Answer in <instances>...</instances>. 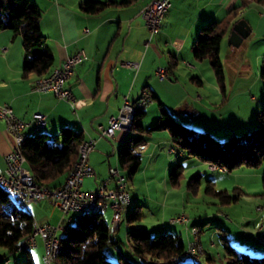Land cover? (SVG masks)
Instances as JSON below:
<instances>
[{
  "label": "crops",
  "instance_id": "0c3cea01",
  "mask_svg": "<svg viewBox=\"0 0 264 264\" xmlns=\"http://www.w3.org/2000/svg\"><path fill=\"white\" fill-rule=\"evenodd\" d=\"M29 1L35 3L41 11L40 30L45 38L42 47L53 56L50 70L60 66L66 57L78 50L86 55V59L75 66L68 80L74 103L59 99L51 92H38L32 89L34 80L42 75L23 73L22 61L25 50L21 43V36L12 29H4L0 31V105L8 104L15 116L27 123L23 132L28 137L37 132H45L53 136L58 134L62 127H71L82 131L84 139L92 137L97 140L95 148L88 154V162L94 170V175L83 179L82 188L84 190L97 188L108 178V168L118 165L117 153L129 135V129H118L112 138H105L99 136L97 126H106L109 117L118 113L123 96L127 95L128 99L133 101L142 90L147 89L153 95L151 105L158 99L164 108L180 121H182L180 116H174L175 110L182 112L179 115H183V112L190 114L198 112L195 108L198 96L188 92L186 88V84L200 82L198 66L195 64V68L188 67L187 62L193 63L189 59L192 58L193 43L202 25L223 19L232 8L248 1L245 7L238 10L224 37H228L233 24L238 20H244L249 26L248 34L238 45L254 33L257 26H260V30L264 29V2L170 0V7L160 23V30L146 46L145 42L149 38V33L144 24L142 12L153 0H126L128 2L124 5H109L94 14L86 13L80 8L84 0ZM97 1L121 2L124 0ZM231 46L234 45L231 44ZM160 47L166 48V52L162 54ZM155 58L157 62L154 61ZM128 60L140 62L137 71L122 65ZM159 66L167 68L168 75H172L180 66L183 68V71H177V74L184 81L182 84L185 91L171 106L165 104L164 92L155 82V78L157 79L155 70ZM178 83L179 80L174 78L173 81L166 82V85L174 86ZM35 113L45 115L43 127H37L33 118ZM12 146L13 139L6 130L4 121L0 119V170L5 168L4 156L12 149ZM150 146V141H145L139 147L140 151L151 153L147 163L152 161L154 148H156L153 145L151 149L153 152H148ZM169 165L166 164V169ZM112 186L113 183L109 182L108 187ZM41 201L31 203L33 206L28 210L32 216L36 215L33 216L37 217L36 222L40 224L58 223L59 209L49 199ZM111 215L110 208L102 213L109 228ZM257 217L260 222H257L250 231L252 239L241 241L246 243L245 248L241 250L261 256L264 255V247H255L254 234L259 224L264 223V217L260 215ZM167 226H162L165 231H168ZM121 229L122 227L119 226L116 232L110 230V246L120 249L116 245L117 242L127 241V228ZM117 232V237L113 236ZM190 235L186 242L191 238ZM224 239L227 242L234 241L233 238L226 239V236ZM204 250L203 264H212L214 255L209 253L206 247ZM30 252L32 258L36 256L39 264H42L43 246L40 238L39 242L37 240L36 247ZM216 256L219 257L220 254L217 253Z\"/></svg>",
  "mask_w": 264,
  "mask_h": 264
},
{
  "label": "trees",
  "instance_id": "16d2710c",
  "mask_svg": "<svg viewBox=\"0 0 264 264\" xmlns=\"http://www.w3.org/2000/svg\"><path fill=\"white\" fill-rule=\"evenodd\" d=\"M249 1L264 2V0ZM127 2L126 0L121 2L84 0L80 8L86 13L94 14L106 6H121ZM247 3L248 1L232 8L221 20L202 25L193 43V57L197 60L209 58L214 75L222 89H224V75L219 57L221 40L228 32L238 10L245 7ZM40 19V9L29 0H0V31L12 29L20 34L25 50L22 61L24 74L35 73L39 76L50 72L53 56L42 47L45 38L40 30ZM260 77L264 88V60ZM156 101L159 110L156 123L144 129L141 124L145 114L144 109H136L129 127V135L117 153V166L126 171L129 177L138 171L141 164V153L138 149L145 140L140 134L151 130L167 131L170 141L180 151L181 159L195 157L215 165V170L233 171L241 166L256 167L264 162V100L262 109L257 112L258 126L251 132L233 136L224 141L215 139L207 131H196L184 125L176 120L158 99ZM83 140L82 131L71 127H62L59 133L53 136L45 132L27 136L22 143L21 152L35 183L49 190L62 185L69 169L77 159L78 147ZM181 159L176 160L169 170V182L173 186L179 185L183 174ZM200 176V174L194 175L188 186H191V181L194 180L199 184ZM262 185L264 187V174ZM213 189L210 182L205 191L220 196L222 203L234 202L242 193L237 188H234L237 193L233 195L228 194L227 190L217 192ZM141 216L142 212L134 208L130 212L127 211L124 219L126 224H130ZM34 221L28 209L18 206L13 195L0 186V247L8 252L19 251L17 247L33 231ZM71 221L65 222L66 225L63 223L62 233L58 236L59 251L53 264H133L122 257L120 262L115 263L107 256L106 249L111 245L110 228L102 214L81 213ZM189 240L186 242L179 235H173L169 231L150 236L146 229L127 230V242L131 252L146 264L176 263L183 257L193 259L186 264H203L205 250L200 237L202 254L199 259L187 253ZM30 251L31 249L23 250L26 253L24 264H35ZM116 251L121 253V249L118 251L116 248ZM223 254L225 264H264V255L253 256L245 250L230 245L224 238Z\"/></svg>",
  "mask_w": 264,
  "mask_h": 264
},
{
  "label": "rangeland",
  "instance_id": "374dc122",
  "mask_svg": "<svg viewBox=\"0 0 264 264\" xmlns=\"http://www.w3.org/2000/svg\"><path fill=\"white\" fill-rule=\"evenodd\" d=\"M259 27L257 26L256 31L236 47L229 44L230 34L228 37L222 38L219 57L223 68L224 89L221 88L214 75L209 58L197 60L192 53V58L189 61L194 64L190 63V65L188 62L187 64L188 67L198 66L200 82L186 84V88L188 92L198 96L197 107H195L198 112L193 114L183 112V115H179L182 112L175 110L174 116H180L184 125L196 131H207L210 136L219 141L251 132L258 126L257 112L262 109L264 100V88L260 77L264 60V29L260 30ZM160 48L162 54L166 52V48ZM154 61L157 62V58ZM179 68L181 69L179 70ZM177 71H183V68L178 67L172 75H168L164 79L157 77V80L155 78L156 85L164 92L163 100L167 106L177 102L176 99L185 91L182 84L184 81L179 77ZM174 78L179 80L177 85H166V82L169 83ZM151 86L153 85L151 84ZM158 114V104L155 100L152 105L150 103L146 107L141 120L143 128L152 127L157 121ZM50 135L52 136V134ZM140 135L145 141L151 143L148 152H153L151 151L153 145L156 148H154V157L150 163L147 162L151 153L148 154L138 149L141 153V164L138 171L132 176L129 177L127 172L122 170L128 176V192L131 197V204L127 207V211L130 212L135 208L142 212V216L130 224H126L125 220H122L121 230L126 228L134 230L137 227L149 228V234L153 236L156 233L164 232L162 226L168 225L167 230L171 234H177L186 241L191 234L192 227L196 226L200 230L202 229L201 232L199 231L202 246L214 255L212 264H225L223 238L225 236L226 239L233 238L234 241L228 242L230 245L234 244L236 248L240 249L245 248L246 243L241 241L252 239L250 231L257 222H260L257 216L264 217V187L262 185L264 162L256 167L241 166L233 171L211 170L208 168L209 163L198 158L184 157L181 159L180 151L169 140V134L165 130L163 132L161 130L144 131ZM164 137L165 140H163ZM170 149L172 151H169ZM178 159H181L183 174L179 185L173 186L169 182V170ZM166 164H170L168 169H166ZM24 166L27 167L26 164ZM197 174L201 175L200 183L198 184L194 180L191 181L192 185L188 186L190 179ZM210 182L214 187L213 190L217 192L227 190L228 194L233 195L237 193L234 188H237L242 193L238 200L222 203L220 196L205 191ZM32 206L33 204H29L27 209H31ZM78 214L73 213L72 218L75 219ZM179 215L185 216L184 222L171 221ZM36 218H34L35 221ZM170 223L172 224L169 225ZM66 224L64 222V225ZM261 224L263 223L259 224L258 230ZM50 225H57V223ZM61 233L62 230H59L56 233L57 237ZM256 234H254V238ZM117 235L118 232L113 236L117 237ZM37 240L39 242V238ZM116 245L122 250L121 253H118L113 246H108L106 249L107 256L112 262L118 263L122 257L130 260L133 264H146L131 252L126 240H121ZM254 245L256 248L264 247V243L254 242ZM217 253L220 254L219 257L216 256ZM25 257L26 253L23 251L8 252L0 247V264H24ZM33 261L35 264H39L36 256ZM191 261H193L191 257H183L176 263L168 264H186Z\"/></svg>",
  "mask_w": 264,
  "mask_h": 264
},
{
  "label": "built area",
  "instance_id": "2783aa9c",
  "mask_svg": "<svg viewBox=\"0 0 264 264\" xmlns=\"http://www.w3.org/2000/svg\"><path fill=\"white\" fill-rule=\"evenodd\" d=\"M169 7L170 0H153L143 10L142 17L149 33V38L145 42L146 46L160 30L161 20ZM85 59L86 55L83 51H76L66 57L60 66L54 68L50 79L34 80L32 89L38 92H51L59 99L74 103V96L68 85V80L71 78L75 66ZM122 65L137 71L140 67V62L128 60L123 62ZM167 75L168 70H165L164 67L159 66L156 68L155 76L159 79H164ZM150 103H152V99H150L147 89L142 90L140 95L133 101H130L127 95L123 96L118 113L109 117L106 126H97L99 136L112 138L118 129H124L129 110L144 109ZM33 118L37 127L45 125L44 114L35 113ZM0 119L4 121L7 131L8 126H15L16 128V136H11L13 139L12 149L4 156L5 168L0 170V182L9 188H13L17 198L24 206L43 199H49L60 211L57 225L39 224L35 221V233H31L28 241L21 247L35 248L37 238H40L44 252L42 262L43 264H53L56 248L59 245L56 233L62 230L64 222L72 220L73 213H77L83 207H99L103 211L110 208L112 211V231L116 232L118 230L122 222V213L129 200V192L124 188L123 183V175L125 174L122 171H118L115 166H111L108 168V178L97 188L93 190H84L82 188L83 179L94 175V170L88 162V154L96 146L97 140L95 138H89L84 161L80 164L77 171L72 172L62 185L54 190H49L37 185L31 174H27L24 171L21 161L16 157V138H18V135L25 134L23 129L27 123L16 117L8 104L0 105ZM169 151H172V149ZM209 168L215 170L216 166L209 164ZM112 181L113 186L110 188L108 184ZM185 219L184 215H179L171 219V221L184 222ZM199 231L193 228L191 239L188 242L187 253L196 259H199L202 254V252H194V244H200ZM255 241L259 244L264 243V223L261 224L258 233L255 235ZM21 247H18L17 250L21 251Z\"/></svg>",
  "mask_w": 264,
  "mask_h": 264
},
{
  "label": "bare ground",
  "instance_id": "6f19581e",
  "mask_svg": "<svg viewBox=\"0 0 264 264\" xmlns=\"http://www.w3.org/2000/svg\"><path fill=\"white\" fill-rule=\"evenodd\" d=\"M165 70H168L167 68L164 67ZM54 68L52 70H50L49 73L45 74V75H42V76H39L37 77L35 80H45V79H50L51 75H52V72H53ZM149 97L150 99H152L153 101V98H152V94L150 93L149 91ZM136 109H133V110H129L128 112V115L126 117V125L124 127V130L126 129H129L130 125H131V121H132V117L134 115V112H135ZM139 110H143V109H139ZM8 132L11 136H16V128L15 126H8ZM27 137L26 134L24 135H18V138H16V157L19 161H21L22 163V167L24 168V171L27 173V174H31L30 173V170L24 166V164L26 163V160H25V157L24 155L22 154L21 152V146H22V143L23 141L25 140V138ZM88 143H89V138L87 139H84L80 144H79V147H78V156H77V159L76 161L73 163V165L71 166V168L69 169V172L66 176V178L70 177V174L74 171H77V169L80 167V164L84 161V158H85V153H86V148L88 146ZM210 165H213V164H210ZM215 166V165H214ZM116 169H118V171H122V169L119 168V166H115ZM123 183H124V188L127 189L128 191V181H127V176L126 175H123ZM0 186L3 187L8 193H10L11 195H13L16 203L18 204V206L24 208V209H27V206H24L20 201L19 199L17 198V194L16 192L14 191L13 188H9L8 186H6L4 183L0 182ZM131 204V197H130V194H129V200H128V205L125 206V210L123 211L122 213V220L125 218L126 214H127V207ZM261 208V207H260ZM104 211L101 210V208L99 207H83L81 208L80 211H78L77 213L81 214V213H85V214H102ZM193 228L196 229V230H200L198 227L194 226L192 227L190 233H193ZM110 230L112 231V224L110 225ZM113 232V231H112ZM32 233H35V221H34V229L32 231ZM30 235L27 236L23 242L18 246V247H21V245L25 244V242L28 241ZM17 247V249H18ZM23 250H30L29 247H21V251ZM59 251V245L57 246L56 248V253H55V256L57 255ZM119 251V249H118ZM187 252H188V244H187ZM194 252H202V247H201V244H194ZM200 257V256H199Z\"/></svg>",
  "mask_w": 264,
  "mask_h": 264
},
{
  "label": "water",
  "instance_id": "95a60500",
  "mask_svg": "<svg viewBox=\"0 0 264 264\" xmlns=\"http://www.w3.org/2000/svg\"><path fill=\"white\" fill-rule=\"evenodd\" d=\"M249 32V26L244 20L236 21L230 31L229 42L234 46L238 45L243 37H245Z\"/></svg>",
  "mask_w": 264,
  "mask_h": 264
}]
</instances>
